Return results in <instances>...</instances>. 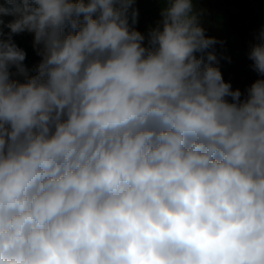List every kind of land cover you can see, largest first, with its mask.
Returning <instances> with one entry per match:
<instances>
[{"label": "clouds", "instance_id": "obj_1", "mask_svg": "<svg viewBox=\"0 0 264 264\" xmlns=\"http://www.w3.org/2000/svg\"><path fill=\"white\" fill-rule=\"evenodd\" d=\"M134 3L0 0V264H264V79L241 101L194 0L148 46Z\"/></svg>", "mask_w": 264, "mask_h": 264}, {"label": "rangeland", "instance_id": "obj_2", "mask_svg": "<svg viewBox=\"0 0 264 264\" xmlns=\"http://www.w3.org/2000/svg\"><path fill=\"white\" fill-rule=\"evenodd\" d=\"M213 0H200L203 5L197 4V13H199L201 25L205 29L207 37H214L218 41L212 46L217 57L214 66L219 67L225 82L231 84L233 90L242 88L249 89L250 86L258 79H264V75L259 74L253 68V61L249 58V53L254 44L259 43V34L264 30V0H240L239 8L243 10L231 17L233 25L237 32L241 35V42L231 39L224 34L214 33L213 28L217 30V26L210 25V14L217 21L216 4L212 7ZM208 13H207V12ZM228 38V39H226ZM243 75V80L239 82V74ZM245 97L243 94H241Z\"/></svg>", "mask_w": 264, "mask_h": 264}, {"label": "trees", "instance_id": "obj_3", "mask_svg": "<svg viewBox=\"0 0 264 264\" xmlns=\"http://www.w3.org/2000/svg\"><path fill=\"white\" fill-rule=\"evenodd\" d=\"M216 4L217 12L213 8L215 7L213 4ZM240 0H213L212 7L213 12L217 15V21L214 19L213 16L208 14L210 16V21L207 20V22H210V25L214 27L217 26V30L215 27L213 28L214 33L224 34L225 36L237 40L241 42V35L237 32L236 27L233 25V20H231V17L233 15H236L240 13L243 9L239 8ZM197 4L200 6L202 5L200 3V0H194V11L197 12ZM164 0H135V3L133 7L138 9L139 15H138V21L134 25L136 30L140 31L145 36L144 45L148 46V33L149 30L156 26L157 22L161 19V9L165 7ZM203 6V5H202ZM244 11V10H243ZM207 12V11H206ZM208 13V12H207ZM5 23L12 20L13 17L5 16L4 18ZM200 20V17H199ZM202 22V19L200 23ZM129 23L131 24V19H129ZM4 33L7 34L9 32V29L6 27L3 29ZM33 39L34 34L24 32L20 34L13 35V41L16 43L18 47L23 49L26 52V59L24 61V65L28 69L29 75H36V66L41 61V57L37 55L36 50L33 47ZM228 39V38H226ZM208 51H213V48L208 49ZM200 54H197L199 57ZM11 72L13 73L12 79L19 80L20 82H25V77L15 75V68L11 69ZM238 79L239 82L243 80V75L238 73ZM243 91L241 94H243L245 97L241 95V101H244L247 99L248 96V89L242 88ZM229 102H231V97L227 98Z\"/></svg>", "mask_w": 264, "mask_h": 264}]
</instances>
